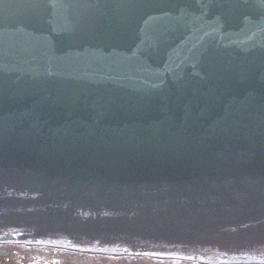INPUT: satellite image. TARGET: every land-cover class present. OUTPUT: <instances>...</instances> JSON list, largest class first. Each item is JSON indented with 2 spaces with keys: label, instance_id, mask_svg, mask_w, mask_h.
I'll list each match as a JSON object with an SVG mask.
<instances>
[{
  "label": "water",
  "instance_id": "1",
  "mask_svg": "<svg viewBox=\"0 0 264 264\" xmlns=\"http://www.w3.org/2000/svg\"><path fill=\"white\" fill-rule=\"evenodd\" d=\"M0 243L264 264V0H0Z\"/></svg>",
  "mask_w": 264,
  "mask_h": 264
},
{
  "label": "flooded vegetation",
  "instance_id": "2",
  "mask_svg": "<svg viewBox=\"0 0 264 264\" xmlns=\"http://www.w3.org/2000/svg\"><path fill=\"white\" fill-rule=\"evenodd\" d=\"M0 264H193L121 254H85L42 247L0 245Z\"/></svg>",
  "mask_w": 264,
  "mask_h": 264
}]
</instances>
